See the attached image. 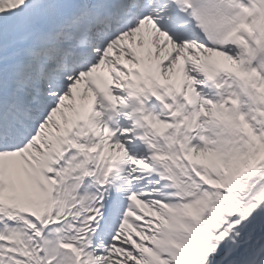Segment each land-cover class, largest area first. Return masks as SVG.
I'll return each mask as SVG.
<instances>
[{"label": "snow or ice", "instance_id": "6c2138e0", "mask_svg": "<svg viewBox=\"0 0 264 264\" xmlns=\"http://www.w3.org/2000/svg\"><path fill=\"white\" fill-rule=\"evenodd\" d=\"M0 264H264V0H0Z\"/></svg>", "mask_w": 264, "mask_h": 264}]
</instances>
